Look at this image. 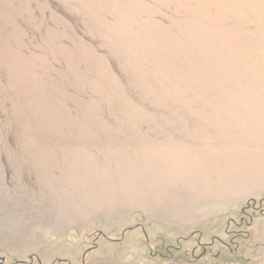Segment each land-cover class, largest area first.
<instances>
[{"label":"rangeland","instance_id":"obj_1","mask_svg":"<svg viewBox=\"0 0 264 264\" xmlns=\"http://www.w3.org/2000/svg\"><path fill=\"white\" fill-rule=\"evenodd\" d=\"M0 264H264V0H0Z\"/></svg>","mask_w":264,"mask_h":264}]
</instances>
